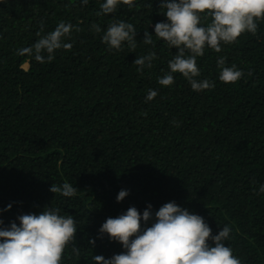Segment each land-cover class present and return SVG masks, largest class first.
<instances>
[{
	"label": "trees",
	"instance_id": "obj_1",
	"mask_svg": "<svg viewBox=\"0 0 264 264\" xmlns=\"http://www.w3.org/2000/svg\"><path fill=\"white\" fill-rule=\"evenodd\" d=\"M102 2L0 4V209L12 204L0 219L9 224L21 214L59 208L78 229L61 264H93V255L123 251L107 235L89 243L108 217L175 201L204 217L213 235L228 225L225 243L241 264H264V19L255 34L222 44L219 53L205 48L196 79L214 87L193 91L180 73L171 86L157 83L178 52L155 36L154 25L167 21L160 0H138L131 10L120 5L112 14L102 12ZM118 20L134 25L135 49L125 43L116 51L102 42ZM61 21L73 25L64 38L70 49L43 63L18 54ZM145 31L152 45L143 43ZM149 52L156 53L152 67L138 72L135 59ZM220 57L225 67L242 70L235 83L219 80ZM150 89L158 94L146 101ZM65 182L77 189L74 197L49 190ZM122 189L130 194L117 202Z\"/></svg>",
	"mask_w": 264,
	"mask_h": 264
},
{
	"label": "clouds",
	"instance_id": "obj_2",
	"mask_svg": "<svg viewBox=\"0 0 264 264\" xmlns=\"http://www.w3.org/2000/svg\"><path fill=\"white\" fill-rule=\"evenodd\" d=\"M7 2L0 0V4ZM81 3L87 5L89 0H81ZM120 5H126L129 10L139 6L138 0H103L100 8L104 14H112ZM160 8L167 21L154 25L155 36L169 48H177L178 52L168 61L169 72L158 77L157 83L171 86L173 73H180L193 91L214 87L208 79H196L200 76L197 57L204 55L205 48L219 53L222 44L236 42L245 32L255 34L257 21L264 19V0H160ZM207 17L212 19L205 26L202 20ZM92 28L101 32L96 24ZM72 29V24L61 21L46 35L41 36L38 32L40 38L34 45L18 49V54L28 53L37 62H50L56 50L72 47L64 40ZM136 34L132 23L118 20L108 25L101 39L109 49L119 51L125 43L135 49ZM143 43L153 44L152 34L148 31H145ZM154 59L155 52L137 56L134 61L139 66L137 71L143 72L145 67L150 69ZM217 65L219 80L224 83H235L243 76L242 70L235 65L225 67L223 57L217 59ZM157 94V90L150 89L145 100L152 101ZM49 190L64 197H74L77 191L67 182L60 186L52 184ZM259 191L264 193V185ZM129 194L126 189L120 190L117 202H122ZM11 208L12 204H8L0 209V214ZM76 223L72 215H62L59 208L50 206L39 213L21 214L9 224L0 219V264H61L66 246L75 241ZM231 231L224 225L213 235L204 217L175 201L164 203L155 211L151 204L142 212L132 206L116 217H108L97 236L89 240L95 246L97 239L107 235L110 240L120 243L123 251L109 258L93 255L91 259L93 264H241L225 243L230 239ZM73 251L78 254L79 249L74 246Z\"/></svg>",
	"mask_w": 264,
	"mask_h": 264
},
{
	"label": "rangeland",
	"instance_id": "obj_3",
	"mask_svg": "<svg viewBox=\"0 0 264 264\" xmlns=\"http://www.w3.org/2000/svg\"><path fill=\"white\" fill-rule=\"evenodd\" d=\"M23 68L26 69V70L29 68V64H28V62H26V65H24Z\"/></svg>",
	"mask_w": 264,
	"mask_h": 264
}]
</instances>
